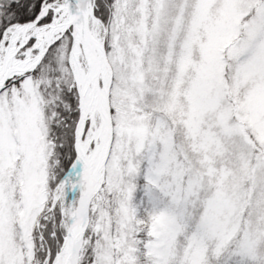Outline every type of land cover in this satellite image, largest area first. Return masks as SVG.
<instances>
[{
	"label": "snow or ice",
	"instance_id": "obj_1",
	"mask_svg": "<svg viewBox=\"0 0 264 264\" xmlns=\"http://www.w3.org/2000/svg\"><path fill=\"white\" fill-rule=\"evenodd\" d=\"M0 264H264V0H0Z\"/></svg>",
	"mask_w": 264,
	"mask_h": 264
}]
</instances>
